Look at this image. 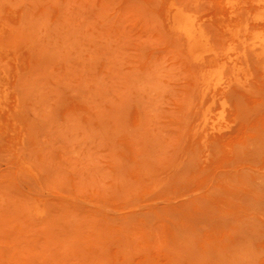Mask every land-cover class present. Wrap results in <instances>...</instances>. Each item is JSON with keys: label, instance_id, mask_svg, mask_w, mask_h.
<instances>
[{"label": "rangeland", "instance_id": "rangeland-1", "mask_svg": "<svg viewBox=\"0 0 264 264\" xmlns=\"http://www.w3.org/2000/svg\"><path fill=\"white\" fill-rule=\"evenodd\" d=\"M257 40L264 0H0V264H264Z\"/></svg>", "mask_w": 264, "mask_h": 264}, {"label": "bare ground", "instance_id": "bare-ground-1", "mask_svg": "<svg viewBox=\"0 0 264 264\" xmlns=\"http://www.w3.org/2000/svg\"><path fill=\"white\" fill-rule=\"evenodd\" d=\"M228 4H233L234 0H227ZM170 26L187 40L188 51L195 54V60L203 61V56L209 53L213 47L209 45L207 35L201 24L190 13L181 8L169 9L167 11ZM264 41L257 40L251 44V48L256 52L263 48Z\"/></svg>", "mask_w": 264, "mask_h": 264}]
</instances>
